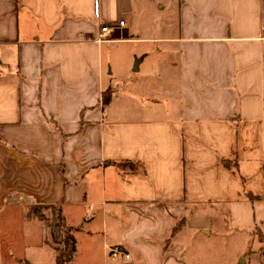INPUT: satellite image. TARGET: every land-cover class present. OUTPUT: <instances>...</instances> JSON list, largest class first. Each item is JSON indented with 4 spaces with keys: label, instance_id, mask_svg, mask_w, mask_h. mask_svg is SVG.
Instances as JSON below:
<instances>
[{
    "label": "crops",
    "instance_id": "0c3cea01",
    "mask_svg": "<svg viewBox=\"0 0 264 264\" xmlns=\"http://www.w3.org/2000/svg\"><path fill=\"white\" fill-rule=\"evenodd\" d=\"M36 205L71 264H191L220 224L263 245L264 0H0V264L55 263Z\"/></svg>",
    "mask_w": 264,
    "mask_h": 264
},
{
    "label": "rangeland",
    "instance_id": "374dc122",
    "mask_svg": "<svg viewBox=\"0 0 264 264\" xmlns=\"http://www.w3.org/2000/svg\"><path fill=\"white\" fill-rule=\"evenodd\" d=\"M110 46L122 48L126 45ZM256 238L261 240L264 236L256 232ZM249 239V233L229 230L223 224L215 226L211 234L201 231L191 233L187 238L191 264H259L264 258V244L260 245L257 241L251 242ZM27 251L29 255H35L33 247ZM48 257H40L37 264H48Z\"/></svg>",
    "mask_w": 264,
    "mask_h": 264
},
{
    "label": "trees",
    "instance_id": "16d2710c",
    "mask_svg": "<svg viewBox=\"0 0 264 264\" xmlns=\"http://www.w3.org/2000/svg\"><path fill=\"white\" fill-rule=\"evenodd\" d=\"M121 165L135 167L132 162H123ZM28 217L38 218L49 228L51 233V241L49 243L56 252L54 264H71L77 249L76 237L74 235V228L67 223L62 207L60 205L32 206L29 208ZM176 229L177 227L174 228V232ZM261 240L263 241L264 238ZM22 262L24 264H31L28 260H22Z\"/></svg>",
    "mask_w": 264,
    "mask_h": 264
},
{
    "label": "built area",
    "instance_id": "2783aa9c",
    "mask_svg": "<svg viewBox=\"0 0 264 264\" xmlns=\"http://www.w3.org/2000/svg\"><path fill=\"white\" fill-rule=\"evenodd\" d=\"M122 27H125V21L124 20H120L118 23L113 24V25L102 26L101 31L99 32V34L97 35L95 40L99 43L110 41L112 33L116 29L122 28ZM109 255L113 259H117L121 256H124L125 258H130V254L124 252V250H122L120 248H110Z\"/></svg>",
    "mask_w": 264,
    "mask_h": 264
}]
</instances>
